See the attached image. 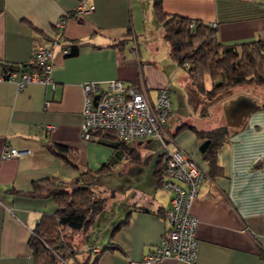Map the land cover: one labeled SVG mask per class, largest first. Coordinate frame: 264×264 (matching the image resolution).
<instances>
[{
	"label": "crops",
	"instance_id": "1",
	"mask_svg": "<svg viewBox=\"0 0 264 264\" xmlns=\"http://www.w3.org/2000/svg\"><path fill=\"white\" fill-rule=\"evenodd\" d=\"M80 1L0 0L1 61L26 62L38 42L56 35L76 48L69 55L59 45L53 48L48 84L29 82L19 89L14 81L0 79V264H34L31 233L43 215H52L57 208L52 196L31 197L27 192L42 181L70 190L108 158L101 160L96 145L106 138L95 132L88 140L81 135L84 82L118 78L151 100L166 86L175 103L184 102L183 88L190 80L168 54L153 0H83L94 8L78 12L75 6ZM162 7L169 14L216 22V38L225 45L264 40V0H162ZM69 11L75 15L54 27ZM253 84H249L253 92L240 89L227 97L235 98L234 106L228 107L235 113L228 110L227 122L219 119L195 129L183 125L173 135V144L205 172L192 203L198 219L197 264H264V98L256 92L262 84ZM211 87L206 76L205 89ZM225 125L229 136L210 164L201 152L207 137L195 130ZM144 140L151 139L126 142L139 152L127 156L132 180L121 193L112 190L109 223H101L106 216L102 213L92 223L100 222L104 235L91 240L89 228L81 237L84 254L75 264L88 256L86 249L99 256L96 264H187L172 258L143 262V256L167 234L164 212L173 195L158 180L160 149L142 156V149L135 147ZM54 143L77 152L76 166L50 150ZM5 145L29 152L3 159ZM111 162H117L115 156ZM126 216L128 222L119 226Z\"/></svg>",
	"mask_w": 264,
	"mask_h": 264
},
{
	"label": "trees",
	"instance_id": "2",
	"mask_svg": "<svg viewBox=\"0 0 264 264\" xmlns=\"http://www.w3.org/2000/svg\"><path fill=\"white\" fill-rule=\"evenodd\" d=\"M153 10L161 22L162 37L170 58L186 71L191 84L198 92L211 95L223 88L245 83L264 84V40L225 45L218 42L216 27L200 20L169 14L163 10L162 0H153ZM74 15V11H69L62 13L60 19L65 20ZM191 23L193 25L190 26ZM54 27L59 28L57 23ZM53 40H58L61 47L68 49L66 55L76 50L62 35L51 37L45 42ZM27 65V62L11 63L0 60V67L3 70L21 72L25 71ZM206 76L212 83L210 90L205 89ZM196 132L202 137H207L201 146V152L209 163L213 164L217 148L229 136L228 129L226 126H219L209 131ZM95 133L106 138L101 141L104 144L113 147L126 144L111 131L98 130ZM49 148L53 153L61 155L69 165L76 166L77 152L73 149L57 143L50 144ZM107 165L104 163L97 171L105 170ZM161 168L162 164L157 174L162 184ZM26 194L31 197L52 196L57 203L54 214L43 215L31 233L29 245L34 264H64L62 262L64 255L75 256L76 249L73 243L76 236L86 232L97 214L103 210L104 198L93 189L92 182H83L67 190L63 184L42 181ZM127 222L128 216L120 221L119 226ZM106 247L103 250H106ZM86 252L88 256L77 264H96L99 256H92L91 249H86Z\"/></svg>",
	"mask_w": 264,
	"mask_h": 264
},
{
	"label": "built area",
	"instance_id": "3",
	"mask_svg": "<svg viewBox=\"0 0 264 264\" xmlns=\"http://www.w3.org/2000/svg\"><path fill=\"white\" fill-rule=\"evenodd\" d=\"M93 8L94 5H86L83 0L75 6L78 12L91 11ZM63 24L64 19L61 18L57 25ZM209 25L217 26L216 22ZM56 45L60 46L61 43L58 40L38 42L30 59L26 61L28 65L25 71L0 68V79L14 81L19 89L29 82L50 83L51 56ZM61 49L67 54V48ZM82 92L84 102L80 130L84 139H91L93 132L98 130H107L125 142L145 138L158 141L163 159L161 182L173 193L165 210L169 229L159 243L143 256V262L172 258L187 264H197L198 219L192 212V203L205 172L190 156L173 144L166 129L172 107L168 87L159 88L155 98L151 100L143 91L114 78L86 81L82 84ZM95 96L97 99H94ZM28 152L26 149L5 145L1 158L19 157Z\"/></svg>",
	"mask_w": 264,
	"mask_h": 264
},
{
	"label": "rangeland",
	"instance_id": "4",
	"mask_svg": "<svg viewBox=\"0 0 264 264\" xmlns=\"http://www.w3.org/2000/svg\"><path fill=\"white\" fill-rule=\"evenodd\" d=\"M245 84L246 85L241 84L243 86H239V87L233 86L234 88L232 87L223 88L222 90H219L218 92L214 94L207 95L204 93L200 94L196 92V90L193 88V86L191 85L189 81L188 85L184 86L185 89L183 88L184 102L182 103L181 106L179 105V103H175V100L173 99L172 95L170 98L172 107H171V113L167 120L166 126H168L169 130L173 131L172 133L169 132L172 139L176 131L180 127H183V125L192 126V127L193 126H196V127L197 126H208L211 124V121H215L219 119H224V121L227 122L231 118V116L227 115V112L229 110L228 107L229 105L230 107L234 106V100L232 99H235V98H232L234 95L231 96L229 99L227 97H229L231 93L234 94V93L240 92L242 89L248 90L249 92H253L252 86H249V84H253V83H245ZM259 87L260 88H258L256 92L259 96L264 98V84H262V86H259ZM224 96L226 98H222ZM229 112L235 113V109L230 108ZM171 120H174V122H171ZM226 128L228 129L227 126ZM193 129L195 128L193 127ZM196 131L204 132L203 130H196ZM129 142H128L129 144H135L134 141H129ZM128 143H126L125 146H115V147L111 145H107V144L104 145V143L96 144L97 147L100 149L99 156L101 160L108 157L105 162L106 164H108L107 168H105V170L103 171L102 170L97 171V172L92 171L91 173L86 174V176L85 175L82 176L81 183L92 182L93 189L96 190L104 198V207H103V210L100 212L103 215L106 214L105 218L101 220V223L104 225L107 221H108L107 224L109 223L108 219L110 217V213H112L113 211V207L110 208V206L112 205L111 202L113 203L112 196H111L112 190H115L118 193H121V191L124 190V187H126L132 180V176H133V170L131 168L132 162L127 160L128 159L127 156L135 157V156H138L139 152L137 150L135 151L134 147H132L133 151L130 150L129 149L130 146ZM135 147H140L142 149V152H141L142 156H144V154L148 150L158 151L160 149L158 141L154 138H152L150 142L148 143L144 140L141 144L135 145ZM134 151L136 152L135 154L133 153ZM114 156H115V160L117 161L116 163L111 162L112 157ZM120 158L122 159L120 160ZM108 160H110V163ZM162 163H163V159H162ZM100 164H101V161L96 165V167L100 168L102 166V165L100 166ZM124 168L126 169L125 173L120 174V172ZM81 170H82V167H81ZM130 192H131L130 195H132L133 190H130ZM96 219H98V217ZM99 223L100 222L98 221H96L94 224L91 223L88 229L86 230V232L81 233L76 236L74 243H73L74 248L77 249L75 256L71 257V256L64 255V260H62L64 264H75L77 260H80L82 258L84 252L82 251V249H80V247L82 246L81 237L85 233H87L89 228L92 227L93 229L91 240H95L96 238H101L104 235V231L102 229L103 226L98 227Z\"/></svg>",
	"mask_w": 264,
	"mask_h": 264
},
{
	"label": "water",
	"instance_id": "5",
	"mask_svg": "<svg viewBox=\"0 0 264 264\" xmlns=\"http://www.w3.org/2000/svg\"><path fill=\"white\" fill-rule=\"evenodd\" d=\"M94 99H97V96H95Z\"/></svg>",
	"mask_w": 264,
	"mask_h": 264
}]
</instances>
